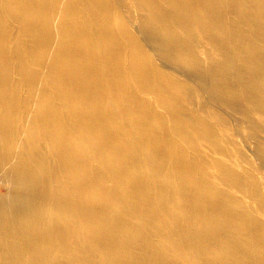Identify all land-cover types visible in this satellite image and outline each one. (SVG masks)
<instances>
[{
	"label": "bare ground",
	"instance_id": "bare-ground-1",
	"mask_svg": "<svg viewBox=\"0 0 264 264\" xmlns=\"http://www.w3.org/2000/svg\"><path fill=\"white\" fill-rule=\"evenodd\" d=\"M0 264H264V0H0Z\"/></svg>",
	"mask_w": 264,
	"mask_h": 264
}]
</instances>
